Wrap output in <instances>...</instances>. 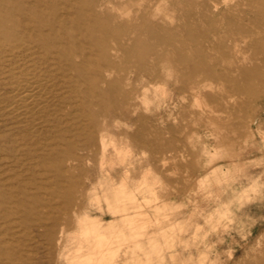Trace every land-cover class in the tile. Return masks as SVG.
I'll return each mask as SVG.
<instances>
[{"label":"rangeland","instance_id":"rangeland-1","mask_svg":"<svg viewBox=\"0 0 264 264\" xmlns=\"http://www.w3.org/2000/svg\"><path fill=\"white\" fill-rule=\"evenodd\" d=\"M0 264H264V0H0Z\"/></svg>","mask_w":264,"mask_h":264}]
</instances>
